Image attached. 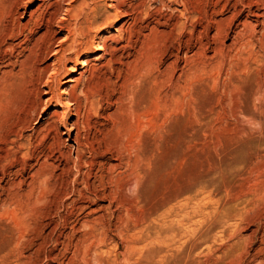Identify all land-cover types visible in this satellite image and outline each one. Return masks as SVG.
I'll return each instance as SVG.
<instances>
[{"label": "rangeland", "instance_id": "obj_1", "mask_svg": "<svg viewBox=\"0 0 264 264\" xmlns=\"http://www.w3.org/2000/svg\"><path fill=\"white\" fill-rule=\"evenodd\" d=\"M4 1L0 0V26L5 24ZM62 3L46 10L41 0H34L21 9L11 23L17 37L8 40L0 62V78L7 73L6 81L0 82V135L9 125L15 128L34 104L36 116L24 136L35 147L28 159L19 157L32 166L50 154L37 143L56 104L47 103L42 111L47 89L34 83L30 54L23 49L28 37L34 41L45 30L49 14L64 18L62 8L68 2ZM122 24L120 19L104 30L110 33L108 45L120 43L116 48L123 51L121 61L95 79L97 92L111 89L119 103L108 107L100 100L104 117L96 135L109 151L100 159L108 167L93 168L88 153L77 165L74 151L66 149L71 161L68 176L45 178L44 169L25 174L18 183L17 176L4 175L9 165L0 158V264H264V31L246 46L230 49L237 41L233 26L225 46L220 45L228 48L213 53L209 46L195 79L169 92L147 73L156 43L146 41L138 49L132 44L136 34L113 38ZM66 35L59 31L52 49L59 48ZM93 54L94 50L83 60L94 63ZM224 60L231 68L227 75L220 73ZM8 61L12 65L6 68ZM53 61L49 55L40 67ZM68 66L81 73V66ZM77 72L69 71L68 76L77 78ZM139 77L144 82H137ZM108 114L112 118L106 120ZM58 119L68 125L76 120L62 114ZM58 130L66 132L61 126ZM68 139L63 135L62 147L73 145ZM53 161L56 175L61 174L60 163ZM119 163L123 167L110 174L109 165ZM121 174L134 182L131 190L124 189L127 180ZM87 205L96 213L94 218H87L92 215Z\"/></svg>", "mask_w": 264, "mask_h": 264}, {"label": "bare ground", "instance_id": "obj_2", "mask_svg": "<svg viewBox=\"0 0 264 264\" xmlns=\"http://www.w3.org/2000/svg\"><path fill=\"white\" fill-rule=\"evenodd\" d=\"M33 1L34 0L4 1L5 4L3 3V6L6 15L3 17V22L5 24L0 26V62L1 58L7 54V52L4 51V47H6L5 45L8 40L17 37L14 25H11L14 17L18 14L21 15L20 10ZM102 1L104 0H90V2L86 0H41L46 10L57 6L61 7L63 4L62 2H68L67 7L62 8L64 18L61 17L62 19L59 20L58 17L56 18L53 17L52 14H49L44 23L45 30H43L40 36L34 41L28 37L25 43L27 46L23 49V52L30 54L27 60L32 62L30 65L31 71H34V74H36L34 83L37 85L42 83L44 84L43 87L47 89V91L45 90L43 92L48 98L45 101V106L42 111L46 110L49 103L56 104V111L54 117L49 118L46 122L45 127H41V132L43 134L40 136L41 139L37 143V146L48 149L50 154L45 155L41 161L35 158V166L21 161V158L19 159L20 156H23V158L30 156L31 148L33 149V147H35L32 144L33 141L31 142V138H26L24 136L25 131L34 119V115L36 116L34 104L26 108L25 117L15 128L14 125H9L7 130H5V135H0V146L3 147L0 151V158L5 160L9 165L6 173H3L4 175L17 176L18 183H22L25 174H27V176H33L41 172L39 170L44 169L48 170L47 173L44 172L43 174L45 178L52 176L63 178L66 175L68 176V165L71 161L65 154L66 149H72V151H74L72 155L75 153L76 160L73 159L72 161L75 160L77 165L80 161L83 162V158L87 153L93 158L92 161H88L89 165L92 167L95 165L106 166L108 164L104 165L100 161V159H104L107 156L109 151L104 147L102 148V139L96 135L100 130H98V127H102L100 120L104 117V114H101L102 108H100V100L102 98L105 99L103 101H107L108 107H113L115 103L117 104L116 101H118V99L114 100L115 93L111 89L105 91L103 94L98 93V89L96 90L95 86V83H97L95 79L98 78L97 75H100L108 66L110 67L115 63L117 64L120 60V52L122 49L116 48L120 43H118L116 47L108 45V40L111 39L108 35L110 33L104 32L105 29L109 27L112 28V26L116 25L120 19H123V24L116 30V34L112 37L122 39L126 35L130 37V35L136 34L134 36L135 40L132 42L136 47L138 44L153 40L156 43L154 44L156 46V54L154 53V57L149 62L147 73H151L150 78L152 81L154 78V83L157 82L156 84L158 85L166 86L169 92H176L181 89L184 84L186 85L188 81L190 82L192 79H195L194 76L197 75L200 64L204 63L203 58L206 57L204 53L209 46H211L213 53L225 51L228 48V45H226L227 48L224 47V43L228 39L229 32L233 26H235L236 31L234 32L236 33L237 41L233 43V45L231 42L230 49L237 44L246 46L259 31H264V0H110L111 4H107L106 2L108 0H105V5H103ZM152 4H156V6L153 7ZM243 16L245 17L244 22L240 21ZM23 27L24 29H29L27 25ZM19 28L22 27L20 26ZM59 31L66 32L67 35L60 40L61 46L54 50L52 49V41L57 37ZM143 31L150 32V35L142 34ZM250 32L253 34L251 33V35ZM94 39H98L96 45ZM222 44L224 45L223 48L220 47ZM93 50L94 58L92 60L94 63L90 64V62H88L89 59L83 60V57L90 56ZM133 53L135 52L133 51ZM49 55H51V58L54 57L52 64L43 68L40 67V63ZM9 64H11L10 61L5 63V66L7 65L6 68L10 67L8 66ZM70 64L74 65L73 67L81 66V73L77 72L78 70H76V68H70L68 66ZM145 69H147V67H145ZM230 69V65L224 60L220 70L221 75H227ZM69 71L75 74L76 72L79 73L78 77L74 78L72 75L68 76ZM143 73L144 74H140L141 77L145 75V71ZM47 74L49 76H47V80L44 81L45 75ZM6 76L7 73L3 74V78H0V82H5ZM141 77L138 78L137 82H141L144 79ZM60 110L62 111L60 114L63 116L67 117L71 115V117H75L76 120L69 125L63 124L64 120L62 121L63 123L59 119V121L55 120V117L59 118ZM106 117L108 119H105L109 120L112 118V114H108ZM59 126L65 129L66 132L64 134H60L58 130ZM63 135H67L69 138L67 141L73 143L71 147H62L61 142ZM53 159H55V161H53ZM52 161L60 163L61 167L59 170L61 174L56 175L58 173V168L54 166V164H51ZM122 167L123 164L120 163L118 165H109V173L112 174ZM120 176L122 180H127L122 174ZM63 180L66 179L60 181L63 182ZM133 186L134 182L132 180H127L124 184V189L129 191ZM63 201H61V203ZM83 202H85V200ZM83 208H85V206ZM86 209H90L88 205ZM89 213L92 215L87 214V218H92L91 216L94 218V215L96 216L94 211H90ZM87 255L89 256V254ZM88 262L90 261L88 260Z\"/></svg>", "mask_w": 264, "mask_h": 264}]
</instances>
